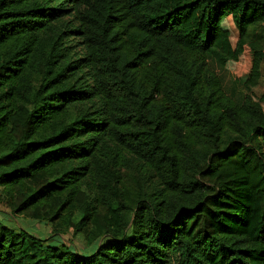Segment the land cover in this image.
I'll return each instance as SVG.
<instances>
[{
	"label": "trees",
	"instance_id": "1",
	"mask_svg": "<svg viewBox=\"0 0 264 264\" xmlns=\"http://www.w3.org/2000/svg\"><path fill=\"white\" fill-rule=\"evenodd\" d=\"M0 205L102 240L0 264H264V0H0Z\"/></svg>",
	"mask_w": 264,
	"mask_h": 264
},
{
	"label": "rangeland",
	"instance_id": "2",
	"mask_svg": "<svg viewBox=\"0 0 264 264\" xmlns=\"http://www.w3.org/2000/svg\"><path fill=\"white\" fill-rule=\"evenodd\" d=\"M228 85H233V78L226 76ZM236 85L233 87L235 88ZM237 88V87H236ZM0 220L4 225L10 227L16 232L26 231L42 240L46 244L53 246L66 245L71 250L80 255L92 253L101 241L89 242L81 235H76L72 231L64 230L58 224L40 223L24 216L15 214L9 207L0 205Z\"/></svg>",
	"mask_w": 264,
	"mask_h": 264
}]
</instances>
